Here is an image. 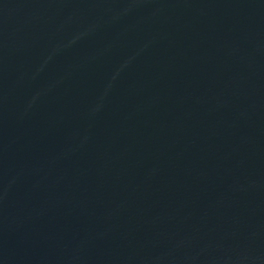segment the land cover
I'll return each instance as SVG.
<instances>
[{
	"label": "water",
	"instance_id": "1",
	"mask_svg": "<svg viewBox=\"0 0 264 264\" xmlns=\"http://www.w3.org/2000/svg\"><path fill=\"white\" fill-rule=\"evenodd\" d=\"M0 264H264V0H0Z\"/></svg>",
	"mask_w": 264,
	"mask_h": 264
}]
</instances>
